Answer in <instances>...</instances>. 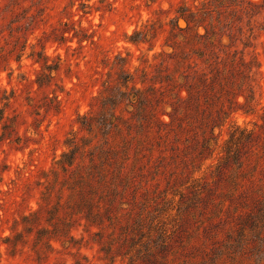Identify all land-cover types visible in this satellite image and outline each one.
Returning a JSON list of instances; mask_svg holds the SVG:
<instances>
[{
	"label": "rangeland",
	"instance_id": "1",
	"mask_svg": "<svg viewBox=\"0 0 264 264\" xmlns=\"http://www.w3.org/2000/svg\"><path fill=\"white\" fill-rule=\"evenodd\" d=\"M263 115L264 0H0V264H129L131 225L171 228L237 126L264 184Z\"/></svg>",
	"mask_w": 264,
	"mask_h": 264
},
{
	"label": "trees",
	"instance_id": "2",
	"mask_svg": "<svg viewBox=\"0 0 264 264\" xmlns=\"http://www.w3.org/2000/svg\"><path fill=\"white\" fill-rule=\"evenodd\" d=\"M235 64L231 65V73L235 72L241 82L230 90L235 100L229 106V113L241 110L250 114L254 112V97L248 82L252 67L244 56H239ZM217 75L212 76L213 81ZM226 79L231 81L229 77ZM245 83L249 85V94L244 92ZM186 89V101L192 103L196 99L194 86ZM239 95L244 97L243 102L237 100ZM176 110L173 105V111ZM170 117L171 121L163 125L171 131L176 120L173 114ZM223 118L208 122L201 152L211 151L212 142L216 140L215 129L223 124ZM261 118L264 120V115ZM258 136L255 130L237 126L226 143V156L212 171L219 182L211 184L208 179L197 182L193 195L184 198L178 206L171 228L167 224L156 225V235L152 237L150 229L147 240L143 241L142 224L136 221L131 225L133 235L129 240L135 252L129 264H264V184L251 180L254 185L248 189L242 184L252 172L245 169L243 149L257 141ZM261 148L264 153V142ZM223 188L226 190L222 191Z\"/></svg>",
	"mask_w": 264,
	"mask_h": 264
}]
</instances>
